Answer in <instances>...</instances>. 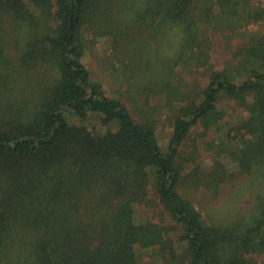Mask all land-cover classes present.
I'll return each instance as SVG.
<instances>
[{"label":"trees","instance_id":"1","mask_svg":"<svg viewBox=\"0 0 264 264\" xmlns=\"http://www.w3.org/2000/svg\"><path fill=\"white\" fill-rule=\"evenodd\" d=\"M129 19L146 38L125 60ZM253 25L263 32L210 71L214 36ZM86 32L122 56L128 103L91 79ZM237 177L264 186V0H0V264H144L142 250L151 264H252L264 194L223 226L184 192L217 198Z\"/></svg>","mask_w":264,"mask_h":264},{"label":"rangeland","instance_id":"2","mask_svg":"<svg viewBox=\"0 0 264 264\" xmlns=\"http://www.w3.org/2000/svg\"><path fill=\"white\" fill-rule=\"evenodd\" d=\"M124 26H126L125 39L126 43H128V49L123 54L126 60L130 51V42H135L137 38H139L140 41L144 40L146 38V32L143 30H141L142 32H136L139 27L134 23H130V19L129 21L127 20V22L124 21ZM262 32L263 27L260 25H253L246 32L237 35H215L210 51V71H222L226 69L227 64L234 59L236 53L249 42L250 37L259 36ZM85 41L91 51L89 50V52L86 53L83 63L89 70L91 79L101 83L103 89L111 98L120 99L128 103L127 99L124 100L127 94L125 92L124 82L121 81L122 78L119 76L120 71H116L119 66L117 60L122 63V56H111L109 42L92 37L87 32L85 33ZM109 57L112 60V65L106 60ZM194 76L198 78L202 85H205L209 73H202V69H200L195 72ZM165 115V110H162L156 131L158 144L163 153L167 151L173 133L172 126L169 121L165 119ZM65 117L70 123L78 122V119L70 111L65 112ZM200 132L199 129L195 130L193 137ZM198 143V150L201 156L199 162L203 161L202 167L206 169L207 166L211 164L209 161L210 155L205 151V146L201 145V142ZM187 150H189V148ZM252 181V178L247 177L231 179L222 186L220 195L217 198H212L207 191L203 189L187 190L184 192L186 198H188L195 208L202 213L207 223L211 222L215 225L224 226L233 224L237 219L242 217L250 218V215L254 212L256 214L255 208L257 201L255 197L259 192L264 194V186L258 187L255 185V187H253ZM135 215L139 222H145L151 216V212L144 209H137ZM138 258L139 261L144 264L159 262V257L149 250L138 252ZM250 259L252 264H264V255H254L251 256Z\"/></svg>","mask_w":264,"mask_h":264}]
</instances>
